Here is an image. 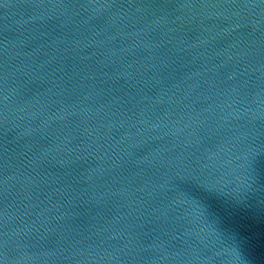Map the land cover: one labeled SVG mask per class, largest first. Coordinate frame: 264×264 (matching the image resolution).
Segmentation results:
<instances>
[{"label": "water", "instance_id": "obj_1", "mask_svg": "<svg viewBox=\"0 0 264 264\" xmlns=\"http://www.w3.org/2000/svg\"><path fill=\"white\" fill-rule=\"evenodd\" d=\"M0 264H264V0H0Z\"/></svg>", "mask_w": 264, "mask_h": 264}, {"label": "snow or ice", "instance_id": "obj_2", "mask_svg": "<svg viewBox=\"0 0 264 264\" xmlns=\"http://www.w3.org/2000/svg\"><path fill=\"white\" fill-rule=\"evenodd\" d=\"M255 152H256L255 149L250 150L248 156H251ZM202 193L213 195V194H216V191L208 187L207 185H200L199 190H196L194 188L192 191L188 193V195L192 197V202L197 204L201 208V215L205 216L206 214H208V209L203 205L202 200L199 198Z\"/></svg>", "mask_w": 264, "mask_h": 264}]
</instances>
